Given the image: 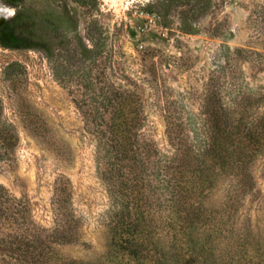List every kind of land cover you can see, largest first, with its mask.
I'll return each mask as SVG.
<instances>
[{"label":"rangeland","instance_id":"obj_1","mask_svg":"<svg viewBox=\"0 0 264 264\" xmlns=\"http://www.w3.org/2000/svg\"><path fill=\"white\" fill-rule=\"evenodd\" d=\"M16 1L54 53L52 60L0 46V116L8 125L0 132L17 135L1 151L0 186L29 199L47 245L44 264H264V157L253 166L254 193L233 199L221 181L191 224L145 229L141 255L123 251L113 230L120 203L100 177L96 139L75 104L84 96L71 93L67 72L91 68L99 98L133 93L141 130L171 153L168 111L178 121L199 117L209 83L228 103L264 97V0ZM1 2L10 20L16 9ZM80 40L98 55L76 58Z\"/></svg>","mask_w":264,"mask_h":264},{"label":"trees","instance_id":"obj_2","mask_svg":"<svg viewBox=\"0 0 264 264\" xmlns=\"http://www.w3.org/2000/svg\"><path fill=\"white\" fill-rule=\"evenodd\" d=\"M180 1L184 0L170 3ZM3 2L16 13L0 24V46L40 50L53 60L54 47L37 35V21L20 12L16 0ZM90 43L80 40L75 57L84 61L96 57L97 46ZM67 72L71 93L84 96L75 104L85 111L96 139L100 177L120 203L114 239L132 257L141 255L149 238L145 229L164 223L175 230L195 221L221 181H229L227 193L233 199L256 191L253 166L264 157V97L240 94L228 103L215 97L219 87L212 90L209 83L206 92L211 96L202 100L199 117L178 121L179 113L168 111L166 135L173 151L165 153L141 130L145 116L133 93L103 91L99 98L91 68L78 66ZM0 124H6L1 116ZM13 140L15 132H0V155ZM163 212L168 213L166 218L160 215ZM41 232L29 199L0 186V264H44L47 245Z\"/></svg>","mask_w":264,"mask_h":264},{"label":"bare ground","instance_id":"obj_3","mask_svg":"<svg viewBox=\"0 0 264 264\" xmlns=\"http://www.w3.org/2000/svg\"><path fill=\"white\" fill-rule=\"evenodd\" d=\"M109 1H110V0H109ZM111 1L114 2V3H116V2L121 1V0H111ZM0 9H5V10H7L6 12H0V16H1V17H7V18H9V17L12 15V10H11L9 7L5 6V5L1 2V0H0Z\"/></svg>","mask_w":264,"mask_h":264},{"label":"water","instance_id":"obj_4","mask_svg":"<svg viewBox=\"0 0 264 264\" xmlns=\"http://www.w3.org/2000/svg\"><path fill=\"white\" fill-rule=\"evenodd\" d=\"M8 18L7 17H1L0 16V24L3 23L4 21H6Z\"/></svg>","mask_w":264,"mask_h":264},{"label":"snow or ice","instance_id":"obj_5","mask_svg":"<svg viewBox=\"0 0 264 264\" xmlns=\"http://www.w3.org/2000/svg\"><path fill=\"white\" fill-rule=\"evenodd\" d=\"M7 10H5V9H0V12H6Z\"/></svg>","mask_w":264,"mask_h":264}]
</instances>
